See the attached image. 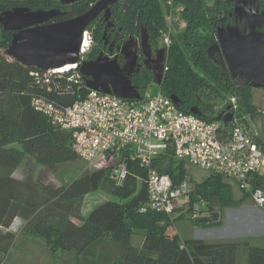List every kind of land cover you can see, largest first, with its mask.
Wrapping results in <instances>:
<instances>
[{"label":"trees","instance_id":"16d2710c","mask_svg":"<svg viewBox=\"0 0 264 264\" xmlns=\"http://www.w3.org/2000/svg\"><path fill=\"white\" fill-rule=\"evenodd\" d=\"M96 1L77 0L62 5L58 0H0V14L19 6L32 10L60 9L61 14L54 20L61 21L85 12ZM258 1L264 6V0ZM232 2L119 0L110 7L108 22L115 31L120 29L121 41L140 34L142 27L150 38L169 36L167 69L158 91L177 97L180 110L190 112L191 107H196L201 112L197 115L200 118L218 121V112L230 103H225L228 96L236 95L241 111L249 114L254 123L262 119V112L254 104L252 88L241 78L234 80L207 53L217 41V27L228 21ZM177 12L185 25L174 33L167 19L172 20L170 16ZM103 19L99 16L86 27L91 41L81 55L83 59L95 58L102 49L106 24ZM13 33L0 25V264H5L15 251L16 239L22 233L43 238L52 253L71 252L74 264H237L239 256L241 264H264V246H253L242 240H180L172 225L183 217L180 213L167 215L150 207L147 168L136 158L127 160L126 171L117 183L111 178L114 175L111 170L86 168L84 160L73 149L71 131L53 125L31 104L35 96L58 105L81 99L89 91L85 79L80 75L77 81L68 80L73 70L53 74L48 82L42 79V70L26 66L5 53ZM135 78L131 82L143 96L152 76ZM218 104L220 109L216 108ZM260 127L257 142L264 150V123ZM26 154L54 173L62 164L71 162L79 163L82 170L66 184L16 179L11 173ZM150 167L168 175L174 183L185 175L184 162L174 159L171 149L154 157ZM95 191L108 193L111 198L84 215V197ZM190 195L192 200L201 198L205 204L201 210L209 213L199 219L189 218L196 227L217 226L223 216L221 210L249 198L244 191L236 195L232 184L213 172L195 182ZM215 209L219 212H214ZM215 214H220V219ZM15 217L25 221L17 234L10 229ZM135 233L142 237L139 246L131 243Z\"/></svg>","mask_w":264,"mask_h":264},{"label":"built area","instance_id":"2783aa9c","mask_svg":"<svg viewBox=\"0 0 264 264\" xmlns=\"http://www.w3.org/2000/svg\"><path fill=\"white\" fill-rule=\"evenodd\" d=\"M85 36L90 43L87 30L83 40ZM163 39L168 47L169 36ZM88 47L82 45L81 55ZM71 70L74 72L68 80L77 81L81 73L76 67L45 70L42 79L48 82L51 75ZM31 104L53 125L71 131L73 149L81 159L115 165L114 177L122 178L127 160L136 158L147 168L150 207L167 215L180 210L191 187L187 179L174 183L168 175L150 167L154 157L168 149L176 160L229 178L238 190L249 194L253 204L264 206V150L257 142L253 122L232 116V112L238 111L232 101L228 122H210L184 112L160 91L152 94L146 90L139 99H124L89 89L83 98L67 105H58L42 96L33 97ZM204 205L201 200L192 210L189 207L192 219L209 215L207 210H201Z\"/></svg>","mask_w":264,"mask_h":264},{"label":"water","instance_id":"95a60500","mask_svg":"<svg viewBox=\"0 0 264 264\" xmlns=\"http://www.w3.org/2000/svg\"><path fill=\"white\" fill-rule=\"evenodd\" d=\"M59 1L71 4L77 0ZM117 1L97 0L85 12L61 21H52L61 14L60 9L32 10L19 6L3 11L0 25L4 30L14 31L5 53L26 66L42 71L75 65L89 89L124 99H139V89L131 82V75L138 70L137 55L132 49L133 38L124 41L117 49L123 56L122 64L117 55L112 56L103 51L92 59H83L81 56L86 27L102 13L107 22L102 36L105 38V31L110 25V7ZM252 5L249 0H233V13L236 18H246L247 24L242 28L238 24L218 26L217 41L208 48L207 53L212 57L216 51H221L234 80L241 77L249 86L261 88L264 87V10L259 11ZM140 31L141 44L147 47L146 28L142 27ZM225 64L222 66L225 67ZM160 78L159 75L155 81L157 85L160 84ZM170 98L178 104L177 97L171 95ZM189 110L201 114L196 107ZM219 119L228 122L231 113L218 114L216 120Z\"/></svg>","mask_w":264,"mask_h":264},{"label":"rangeland","instance_id":"374dc122","mask_svg":"<svg viewBox=\"0 0 264 264\" xmlns=\"http://www.w3.org/2000/svg\"><path fill=\"white\" fill-rule=\"evenodd\" d=\"M170 17L172 18V20H167L172 32L176 33L178 29L184 27L185 22L178 12L174 13V15H171ZM160 39L163 45H165L164 39ZM158 90V85L156 84L151 85L147 88V91L152 94L157 93ZM251 92L253 95L254 104L258 107V110L262 112V119H259L258 121H255L253 123L257 133H259V129L261 128L260 126L264 123V88H252ZM231 101L235 103L238 110L235 113L232 112V116H237L238 118H241L246 122L252 121V117L249 114H245L241 111L239 100L236 95L228 96V99L225 103ZM216 108L220 109L221 104H218ZM183 162L185 168V175L183 179H187L191 187L186 198V203H181L182 207L179 210L182 211L180 212V214L183 219L172 225V230H174V232L178 234L179 239L181 240L183 238L193 237L196 235L201 237L200 239H203L205 241L216 242L225 240H242L253 246H264V206H256L250 201L251 199L249 198L239 205L228 206L221 210L220 213L223 216H221V223L217 226H199L202 227L203 230L196 231L200 228L194 226L193 222H191L189 207H191L190 210H192L193 205L197 202H200L202 199L199 198L192 200L190 194L193 189V184L203 179L208 173H210V171L192 165L186 161ZM85 163L87 165L85 167L89 168L90 170H93L94 168V170H97V168H101L103 170H111L112 173L115 172V165H111V162L105 163L100 162L99 160H94L92 162L84 161L83 164L85 165ZM20 165L21 166L15 171L16 174H19L24 178L50 183L52 185L68 183L75 175L79 174V172L82 170V168L80 169L79 163L71 162L62 164L61 166H59L58 172L54 173L45 166L36 162L28 154L25 155ZM223 177L232 184L234 193L236 195H241V192L243 193V191L238 190L236 184L233 181L225 176ZM111 178L115 183H117L121 179L114 176H111ZM108 198H111L110 195L103 191H95L85 195L82 204V211L84 215L87 214V212L92 207ZM179 211L173 215L178 216ZM216 211L219 212V209H215L214 212ZM216 216V219H218V217L220 219V214ZM21 229L19 231H21ZM141 239V235L139 233H135L132 235L131 243L135 246H138L141 243ZM15 243V251H12L11 254L7 257L5 264H74L72 259L73 254H71V252L57 250V252L52 253L46 245L44 239L41 237L22 233V235H19V237L16 239ZM240 251H242V247H240ZM237 262V264H241L242 257L239 256V260Z\"/></svg>","mask_w":264,"mask_h":264},{"label":"flooded vegetation","instance_id":"af4514ba","mask_svg":"<svg viewBox=\"0 0 264 264\" xmlns=\"http://www.w3.org/2000/svg\"><path fill=\"white\" fill-rule=\"evenodd\" d=\"M249 1L253 4L252 5L253 8H258L259 11L264 10V6H261L258 0H249ZM62 5H68V4H62ZM99 16H103V14L101 13ZM52 21H56V20L53 19ZM105 23L107 24V22ZM227 24H231V25L238 24L239 28H242L247 23H246V18H242V19L236 18L235 14L233 13V9H232L231 14L228 16V21L224 23L223 26H226ZM109 27H111V24L107 27L105 31V38H103L102 49L100 51H103V53L111 54L112 56L117 55L118 61L122 64L123 56L117 49L124 41H126L129 38H133L132 49L136 52V55H137L136 67L138 70L131 75V78H133L135 81L136 79L135 77L151 75L152 82H150V84L147 87L156 84L155 81L159 75L161 77L160 79H162V76L167 69L166 64H167V48L168 47L163 45L160 38L153 39V38H150L148 35V42H147V47H146V45L143 46L141 44L140 34L136 36H129L123 41H121L118 37L120 29L115 31L114 28L111 27L112 29L110 33L107 34V30ZM103 33H104V29H103ZM105 40H106V44L104 43ZM110 50H111V53L109 52ZM210 58L214 60L215 62H219L221 66L223 63L225 64V59L221 51H216ZM223 68L228 71L226 64H225V67ZM237 78H241V77H237ZM237 78L235 80H237ZM261 88H264V87H261ZM227 106H229L228 109H226L225 107L221 108L218 114L224 115L226 113H231V108H232L231 105L228 103L226 107Z\"/></svg>","mask_w":264,"mask_h":264},{"label":"crops","instance_id":"0c3cea01","mask_svg":"<svg viewBox=\"0 0 264 264\" xmlns=\"http://www.w3.org/2000/svg\"><path fill=\"white\" fill-rule=\"evenodd\" d=\"M23 161V160H22ZM21 164V163H20ZM18 165L17 167H15L14 169H13V171H12V177H14V178H16V179H19V180H25V181H29V182H34L35 180H33V179H28V178H24V177H22L21 175H19V174H16L15 173V171H16V169L17 168H19L21 165ZM37 181V180H36ZM24 223H25V221L22 219V218H20V217H15L14 219H13V221H12V223H11V225H10V229L13 231V232H15L16 234L19 232V230L22 228V226L24 225ZM199 230H203L202 228H200V229H197L196 231H199ZM186 238H198V239H200L201 237H199V236H193V237H186ZM141 242H142V239H141ZM141 244V243H140ZM139 244V245H140ZM138 245V246H139Z\"/></svg>","mask_w":264,"mask_h":264},{"label":"bare ground","instance_id":"6f19581e","mask_svg":"<svg viewBox=\"0 0 264 264\" xmlns=\"http://www.w3.org/2000/svg\"><path fill=\"white\" fill-rule=\"evenodd\" d=\"M89 44H90V43H89V39H88L87 36H85L82 45H83L84 48H85V47H88ZM84 50H85V49H84ZM73 67H75V65H66V66L64 67V69H66V68H67V69H70V68H73Z\"/></svg>","mask_w":264,"mask_h":264}]
</instances>
